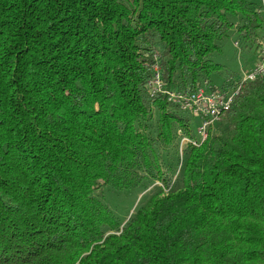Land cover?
<instances>
[{
    "label": "trees",
    "instance_id": "obj_1",
    "mask_svg": "<svg viewBox=\"0 0 264 264\" xmlns=\"http://www.w3.org/2000/svg\"><path fill=\"white\" fill-rule=\"evenodd\" d=\"M256 5L0 0V264H264V76L168 190L157 145L191 115L145 88L156 65L168 88L210 81L230 30L264 28ZM154 180L125 220L95 193Z\"/></svg>",
    "mask_w": 264,
    "mask_h": 264
},
{
    "label": "rangeland",
    "instance_id": "obj_2",
    "mask_svg": "<svg viewBox=\"0 0 264 264\" xmlns=\"http://www.w3.org/2000/svg\"><path fill=\"white\" fill-rule=\"evenodd\" d=\"M255 2V4L259 3V0H249ZM263 19V17H262ZM264 20V19H263ZM261 31V30H260ZM257 31V34L254 36L253 41H245L243 37L234 29L228 32V35L221 42V49L219 52H214L211 54L210 58L219 63L222 66V69L213 74L210 82L218 87L223 88L225 78L229 75H234L235 73L244 70L245 68H249L254 62L255 58V37L260 33ZM238 41L239 46L236 47L234 42ZM248 65H250L248 67ZM159 70V68H157ZM181 112V111H180ZM226 118V112L221 118L211 126L208 131V134L217 131V128L222 126L224 129L228 127H224L229 122ZM157 120V114L154 110L151 121H149V125L151 126L152 133L154 131ZM199 119L196 117H191L190 126L192 128V136L194 138L197 137V125ZM219 125V126H218ZM218 126V127H217ZM221 127V128H222ZM229 129V128H228ZM180 130V129H179ZM182 130V129H181ZM215 130V131H214ZM183 131V130H182ZM184 132V131H183ZM185 133V132H184ZM187 136V137H189ZM208 136V135H207ZM185 145H181L180 136L177 134V138L170 145H157V150L160 155L161 161L166 165L172 164L175 167L174 171H167L168 177H170V185L164 190H168L169 188H174L180 186V179L177 177V173L180 169L181 162L184 161V149ZM179 157H178V152ZM157 186H161V181L154 180L152 183L144 189H131L128 191H115L110 187H103L95 191L96 194H99L102 199L110 206V208L114 211V213L121 219L125 220L129 217V215L133 212L138 203L144 202L146 197L153 191H155ZM147 195V196H146ZM146 196V197H144ZM144 197V198H142ZM142 198V200H141ZM141 200V201H140Z\"/></svg>",
    "mask_w": 264,
    "mask_h": 264
},
{
    "label": "built area",
    "instance_id": "obj_3",
    "mask_svg": "<svg viewBox=\"0 0 264 264\" xmlns=\"http://www.w3.org/2000/svg\"><path fill=\"white\" fill-rule=\"evenodd\" d=\"M255 10L264 19V0H259ZM234 45L238 47V41H235ZM254 53L255 58L252 65L226 77L223 88L214 86L208 80H199L194 87L168 88L161 77L160 69H157V65L154 66L153 73L145 84L148 96L155 98L162 95L182 113L190 114L191 117L199 119L196 140H188L186 134L178 130L181 145L200 143V139L204 137L205 129H207V124H214L221 118L222 109L232 106L235 97L243 86L264 76V28L255 37Z\"/></svg>",
    "mask_w": 264,
    "mask_h": 264
},
{
    "label": "bare ground",
    "instance_id": "obj_4",
    "mask_svg": "<svg viewBox=\"0 0 264 264\" xmlns=\"http://www.w3.org/2000/svg\"><path fill=\"white\" fill-rule=\"evenodd\" d=\"M229 109H230V107H224V108L222 109V115H224L225 112H227ZM212 125H214V124H207V129H205L204 137H202V138L200 139V143H198V144H191V145H194V146H198V145H200V144L206 139V137H207V135H208V131H209V129L211 128ZM186 137H187V136H186ZM187 139H188V140H196L195 138H192V137H187Z\"/></svg>",
    "mask_w": 264,
    "mask_h": 264
},
{
    "label": "crops",
    "instance_id": "obj_5",
    "mask_svg": "<svg viewBox=\"0 0 264 264\" xmlns=\"http://www.w3.org/2000/svg\"><path fill=\"white\" fill-rule=\"evenodd\" d=\"M250 65H248V67H249Z\"/></svg>",
    "mask_w": 264,
    "mask_h": 264
}]
</instances>
